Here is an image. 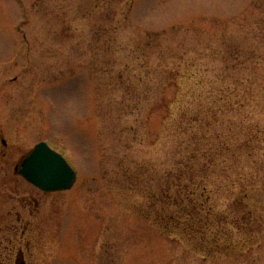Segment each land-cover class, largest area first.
<instances>
[{"label": "rangeland", "instance_id": "obj_1", "mask_svg": "<svg viewBox=\"0 0 264 264\" xmlns=\"http://www.w3.org/2000/svg\"><path fill=\"white\" fill-rule=\"evenodd\" d=\"M6 209L0 264H264V0H0Z\"/></svg>", "mask_w": 264, "mask_h": 264}, {"label": "water", "instance_id": "obj_2", "mask_svg": "<svg viewBox=\"0 0 264 264\" xmlns=\"http://www.w3.org/2000/svg\"><path fill=\"white\" fill-rule=\"evenodd\" d=\"M19 173L46 192L71 189L76 181V172L65 158L45 142L38 143L22 160Z\"/></svg>", "mask_w": 264, "mask_h": 264}, {"label": "flooded vegetation", "instance_id": "obj_3", "mask_svg": "<svg viewBox=\"0 0 264 264\" xmlns=\"http://www.w3.org/2000/svg\"><path fill=\"white\" fill-rule=\"evenodd\" d=\"M7 211H8L7 209L4 210V211L0 210V232L1 231H4V232L10 231V233H12V231H13L12 212L11 213H9V212L7 213ZM15 218H16V222H19L18 216L15 215ZM20 255H21V257H23L22 253ZM18 262L21 263L20 261H18Z\"/></svg>", "mask_w": 264, "mask_h": 264}]
</instances>
